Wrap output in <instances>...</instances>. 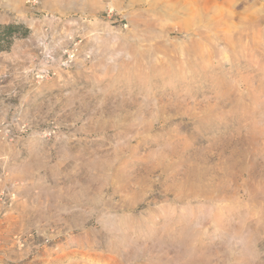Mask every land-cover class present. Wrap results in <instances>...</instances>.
Masks as SVG:
<instances>
[{"label":"rangeland","instance_id":"rangeland-1","mask_svg":"<svg viewBox=\"0 0 264 264\" xmlns=\"http://www.w3.org/2000/svg\"><path fill=\"white\" fill-rule=\"evenodd\" d=\"M63 1L0 29V264H264V0Z\"/></svg>","mask_w":264,"mask_h":264},{"label":"crops","instance_id":"crops-1","mask_svg":"<svg viewBox=\"0 0 264 264\" xmlns=\"http://www.w3.org/2000/svg\"><path fill=\"white\" fill-rule=\"evenodd\" d=\"M52 0H0V24H9L15 22H22V15L27 14L30 11H35L36 13H52V8H46L44 6L51 4ZM87 13L86 10L81 9L79 17H84ZM47 17V16H46ZM49 18L45 19L52 23L53 20H57L58 16H48ZM42 28H46V25H42ZM43 42V43H42ZM44 41H40L39 44H36L38 51H42L46 48ZM50 43V42H49ZM52 51L51 43L48 46ZM61 49V48H60ZM60 49L58 51H60ZM26 169L28 165L26 162L19 164L18 167Z\"/></svg>","mask_w":264,"mask_h":264},{"label":"built area","instance_id":"built-area-1","mask_svg":"<svg viewBox=\"0 0 264 264\" xmlns=\"http://www.w3.org/2000/svg\"><path fill=\"white\" fill-rule=\"evenodd\" d=\"M119 0H102L104 9L103 15L112 24H118L122 29H126V19L123 14L117 9V3ZM77 45L73 44L69 48L65 49L63 52V59L60 62L62 67L70 66L76 56Z\"/></svg>","mask_w":264,"mask_h":264},{"label":"trees","instance_id":"trees-1","mask_svg":"<svg viewBox=\"0 0 264 264\" xmlns=\"http://www.w3.org/2000/svg\"><path fill=\"white\" fill-rule=\"evenodd\" d=\"M17 27L16 26H13V25H10V24H7V25H0V29H3L5 31H8L9 34L11 33L12 34V31L11 30H15Z\"/></svg>","mask_w":264,"mask_h":264},{"label":"bare ground","instance_id":"bare-ground-1","mask_svg":"<svg viewBox=\"0 0 264 264\" xmlns=\"http://www.w3.org/2000/svg\"><path fill=\"white\" fill-rule=\"evenodd\" d=\"M63 0H61V2H62ZM64 2V1H63ZM68 2V1H67ZM67 2H66V4H67ZM72 3V2H71ZM74 3V2H73ZM81 3V2H80ZM65 4V3H64ZM83 4V3H82ZM102 4H103V2H102ZM104 6V5H103ZM95 12V11H94ZM108 55V54H107Z\"/></svg>","mask_w":264,"mask_h":264}]
</instances>
